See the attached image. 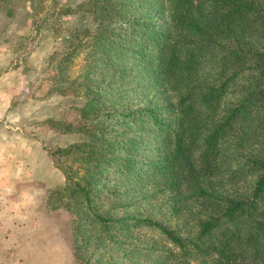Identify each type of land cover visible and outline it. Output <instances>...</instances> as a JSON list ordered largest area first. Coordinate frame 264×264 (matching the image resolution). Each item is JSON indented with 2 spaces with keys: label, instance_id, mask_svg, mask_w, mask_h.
I'll return each mask as SVG.
<instances>
[{
  "label": "trees",
  "instance_id": "obj_1",
  "mask_svg": "<svg viewBox=\"0 0 264 264\" xmlns=\"http://www.w3.org/2000/svg\"><path fill=\"white\" fill-rule=\"evenodd\" d=\"M24 1L0 0V40ZM30 1L59 42L37 98H82L39 121L77 134L44 146L76 264H264V0Z\"/></svg>",
  "mask_w": 264,
  "mask_h": 264
},
{
  "label": "rangeland",
  "instance_id": "obj_2",
  "mask_svg": "<svg viewBox=\"0 0 264 264\" xmlns=\"http://www.w3.org/2000/svg\"><path fill=\"white\" fill-rule=\"evenodd\" d=\"M60 1L74 5L80 0ZM21 6H23L22 15L27 14L25 16L26 20L22 19L20 22L15 21L9 24L5 31L14 29L15 36L7 40H0V74L3 77V80H0V82L6 83V85H2V90L0 88V99L9 100V105L0 106V137L4 136L6 137L5 139H7V129L14 130L18 125L23 128L28 118L35 124L37 121L33 118L39 117L41 119L44 118L45 114L53 116L67 115V117H71L73 115L72 107L82 101V98L72 95L57 96V98L63 101H52L51 110L46 108L48 105H35L31 103L30 100L41 102L53 96L43 99L37 98L43 89L35 88L38 77L37 79L34 77L30 80V76L32 77L30 70L35 69L39 71L40 76L47 56L59 42L58 39L51 36V31L45 32L41 28L40 33L36 34V30L31 24L32 11L35 14V9L30 0H25ZM24 8L28 10L25 14ZM37 10L38 8H36V12ZM53 20L54 16L47 17L43 22V26L51 22L53 23ZM59 22L66 27L81 26L85 23V16L81 13L69 14L62 16ZM2 30L0 25V32ZM79 64L80 60L78 59L74 64V68L77 69ZM36 71L33 76H36ZM26 72L29 73V76L24 75ZM34 128L36 132H39L43 147L60 145L58 137L48 134L47 127L44 124L40 123V129L37 126ZM51 210H53L54 214H51L50 220H55L51 231L45 228L44 232V221L41 219V222L33 220L36 223L39 222V224H34L36 235L32 238V244L29 243V238H23L25 236L21 235L22 233L17 235V239H12V242L7 243L11 248L14 246H21L19 248L25 246L23 249L12 253L16 260H25L23 264H76L69 241L71 215L64 208ZM143 234L147 237H157L149 231H143ZM15 240L16 242H13ZM20 264L22 263L20 262Z\"/></svg>",
  "mask_w": 264,
  "mask_h": 264
},
{
  "label": "crops",
  "instance_id": "obj_3",
  "mask_svg": "<svg viewBox=\"0 0 264 264\" xmlns=\"http://www.w3.org/2000/svg\"><path fill=\"white\" fill-rule=\"evenodd\" d=\"M30 71V80L39 77V71ZM35 71L38 74L33 76ZM24 75L29 76V73ZM0 80H3L1 74ZM0 84L2 90V85L6 83ZM57 96L64 95L55 94L41 102L30 101L35 105H48L46 108L51 110L52 101H63ZM8 101L0 99V106L9 105ZM47 116L53 115L45 114L44 118ZM33 119L37 121L36 125L28 118L23 128L18 125L14 130L7 129V139L0 137V264H23L25 260H16L12 253L25 246L11 248L7 243L17 239V235L22 233L25 236L23 238H29V243L32 244V238L36 235L34 224L44 221L45 232V228L51 231L55 223L54 219L50 220L54 212L47 204V195L51 189L63 182L64 175L42 146L39 132L34 130L35 126L40 129L39 121L43 118ZM47 132L58 137L61 145L77 139L76 133H56L48 128Z\"/></svg>",
  "mask_w": 264,
  "mask_h": 264
}]
</instances>
